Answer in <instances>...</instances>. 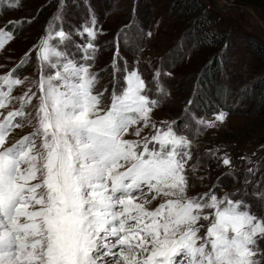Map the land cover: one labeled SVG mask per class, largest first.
Masks as SVG:
<instances>
[{"label": "snow or ice", "instance_id": "1", "mask_svg": "<svg viewBox=\"0 0 264 264\" xmlns=\"http://www.w3.org/2000/svg\"><path fill=\"white\" fill-rule=\"evenodd\" d=\"M94 25L79 33L81 62L58 50L71 35L50 29L35 53L37 79L0 75V110L18 104L0 111V264H264V192L253 194L260 209L215 185L189 195L192 141L175 122L153 121L159 100L140 73L117 54L107 103V89L97 90ZM11 39L0 30V49ZM17 87L25 90L13 96ZM226 115L192 119L213 128ZM217 159L231 168L227 154Z\"/></svg>", "mask_w": 264, "mask_h": 264}, {"label": "rangeland", "instance_id": "2", "mask_svg": "<svg viewBox=\"0 0 264 264\" xmlns=\"http://www.w3.org/2000/svg\"><path fill=\"white\" fill-rule=\"evenodd\" d=\"M253 1L0 0V30L12 33L0 49V75L12 71L20 79H37L35 53L50 29L71 35L58 50L81 62L87 37L79 33L94 19L96 51L91 63L99 73L97 90L107 89L105 103L118 54L119 66L137 70L152 90L151 98L159 100L152 114L157 126L175 122L179 134L192 141L190 163L196 172L189 173L194 183L189 195L215 185L217 195L237 192L238 198L244 196L260 209L253 194L264 192V0ZM158 70L163 75L154 79ZM156 83L166 94L156 90ZM24 90L15 88L13 96ZM13 107L18 104L0 111ZM219 111L227 113L226 119L213 128L201 129L192 119L211 121ZM30 129H17L13 139ZM225 154L231 168L217 159ZM249 168L256 170L254 175L248 174ZM259 248L256 258L264 260V240Z\"/></svg>", "mask_w": 264, "mask_h": 264}, {"label": "trees", "instance_id": "3", "mask_svg": "<svg viewBox=\"0 0 264 264\" xmlns=\"http://www.w3.org/2000/svg\"><path fill=\"white\" fill-rule=\"evenodd\" d=\"M243 3H247V4H255V1H253V0H241ZM192 6H194V5H192ZM250 45H253V44H250ZM253 47H255L254 45H253ZM256 48V47H255ZM210 72V71H209ZM211 74H213V72H211Z\"/></svg>", "mask_w": 264, "mask_h": 264}]
</instances>
